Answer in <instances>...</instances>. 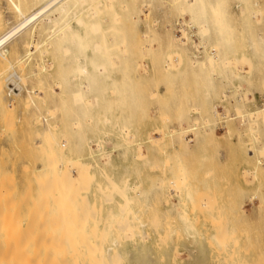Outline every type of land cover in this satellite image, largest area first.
<instances>
[{"label":"rangeland","instance_id":"374dc122","mask_svg":"<svg viewBox=\"0 0 264 264\" xmlns=\"http://www.w3.org/2000/svg\"><path fill=\"white\" fill-rule=\"evenodd\" d=\"M243 2L241 0H226L227 17L233 29V31L231 29L230 33L232 36L230 37L234 39L233 44L230 45L231 47L229 45L226 47L220 46L217 43L219 35L217 36L216 34L218 33L215 31L216 34L212 32L206 37L201 38L196 34V30H194V32L190 33L189 40L185 39V36H181L183 33L179 30L175 31L173 29L169 31L166 28L167 22L175 21L179 17V14L175 8L170 7L162 0H152L148 8L142 6L144 3H138V8L142 9L141 20L136 26L137 28L134 27L132 31L128 32L127 37L129 36V39L135 41L133 52L135 60H138H136L135 66L138 62L140 66L137 65L138 68L129 77L131 80L127 78L122 81L123 83H120L122 92L117 97L120 105L111 114L112 117L120 119V126H107L108 135H102L104 142L102 149L104 153H111L113 165L107 166V170L111 176L120 182V184H123L125 181L132 186L140 183L141 192L139 191V194L135 190L130 191L131 197L134 198V211L140 219L130 220L136 230L135 235L131 238L127 237L125 239L124 237L126 236H119V222H116L118 219L111 220L109 218L112 212H119V204L123 199L119 194H116L113 202L107 203L104 201V196L109 190L105 189L104 193H99L96 189V183L104 181L101 175H97L93 182L88 183L89 185L83 183L84 181H79L80 183L77 182V184L71 186L66 185L68 188L65 187L64 189L68 190V193H63L62 188L64 186H61L62 184L58 185L62 182L61 179L63 177L54 176L57 175V172H52L48 169L47 171H45L46 169L44 170L45 165L47 166L49 162L55 161L57 158L59 161L56 159V164L57 162L61 164V167L60 164L54 165L61 170V173H58V175H62V173L67 175L69 172L74 177H78L77 169L81 164L80 162H77L75 166L72 164V162L74 163V161L79 160L78 157L80 155L76 145L77 138L75 131L70 126L72 117L66 115L63 110H59L55 114L54 121L60 129L53 130L55 132L53 137L48 134L46 136L44 133L46 122L42 120L40 123H34L33 118L37 115V112L33 107L29 106L27 108L29 96L26 88L35 89L37 92L41 91L39 92L40 95L44 96V92L41 89L39 90L35 86V83L32 82L34 81L33 77H29V73L33 72V70L38 72L43 64L40 54L36 52L27 63L19 64L18 68V64H16L15 69H9L8 72L4 73L2 81L5 83V96L3 97L2 94L3 98H1L0 95V100H2L0 101L1 255L17 254L18 251L16 249H20L23 252L20 253L25 255L45 254L49 250L50 254L63 253L72 258H85L82 264H89L86 259L94 255L93 246L99 247L103 242H105V246L112 244L111 239L104 240L103 238L104 232L109 231L112 234L111 237L119 239V243L114 246L112 252L122 255L121 264H264V116H259L257 119L251 118L252 121L248 117L245 122L243 118H239L245 110L256 111L264 108V57L260 56L264 47L255 50L249 47V40L251 38H256L259 35L264 36V1L255 0V2L259 3L256 9L259 6V13L263 12L258 13V16L252 14L251 10L250 14L252 15H250L248 8L247 11H243V9H246L245 3L247 1L243 0ZM122 5L120 3L115 7L119 15L123 14ZM144 7L146 8L144 9ZM247 7L251 9L250 6ZM246 15H250L251 18ZM100 18L105 26L113 24V16L110 13H102ZM15 21L16 18L7 3L4 0H0V31L4 30L8 26V23H14ZM155 21L158 27L155 32L151 33V47L145 46L147 49L148 47L150 48L147 50L144 47L146 38L144 34L147 29L146 22L154 24ZM247 22L250 24H246ZM120 24L124 28L128 27V25L132 27L129 20L124 19ZM115 31V29L109 31L108 36L121 33ZM250 32L253 36H250ZM40 38L43 37L37 34L36 40ZM173 38L181 39L186 44L178 42L172 45ZM28 39H30L29 34L10 46V50L13 53L10 58L13 62L18 55L24 52L22 47L23 40ZM201 42H205V48L201 45ZM199 47L204 48H201L202 52H199ZM33 50L35 51L34 48ZM212 50L213 54H210L209 52H212ZM175 52L181 53L180 59L173 54ZM169 53L172 57H170L171 63L175 65L172 68L171 76L166 74L164 68V60ZM193 54H196L197 57L193 56ZM209 55L214 58V61H210L211 56ZM46 60L47 66H51L50 55H47ZM198 60L205 62L199 63ZM36 63L37 65H35ZM258 63L262 64L259 65ZM3 65L7 66L8 63L0 57V68ZM22 65H24V68ZM13 70H16L25 79L23 82L25 89L22 90L18 97L9 91L6 86L7 82L4 80ZM56 90L57 92L60 91L58 88ZM56 99L58 97L48 95V105L53 104V101ZM10 101L14 104L13 108L11 105H8L11 103ZM43 108L45 109V106ZM180 115L184 117L182 121L180 120ZM231 116L236 117V119L231 120ZM194 122L198 123V134L196 133L197 131L186 132L187 134H183V142L178 140L172 141L169 137L165 138V140H160L158 143H151L148 140L151 134L153 138L160 139L163 131H174L182 127L187 128ZM125 124H127L126 128L130 131V137L127 140L122 137V127ZM204 124V128H201ZM36 131L40 134L43 132L42 136ZM86 133L89 138L95 136L90 130H87ZM63 134L65 139L62 136ZM45 136L46 138H44ZM49 136H51V139ZM53 138L54 142L58 139V146L53 142ZM46 139L48 140L46 141ZM128 140H131L132 144H129ZM139 142L142 144L141 155L137 153L138 146L136 144ZM65 143L66 146L62 150L61 146L65 145ZM46 144L48 148H52V144L54 145L53 148L57 151L54 150V156L50 155V158L55 159H47L49 158V149L51 148L48 149L45 146ZM59 144H61L62 162L57 157L60 155ZM43 147L45 150L47 149V154H45ZM93 147L96 149V146ZM87 152L88 149L85 146L83 154L87 155ZM55 153L59 154L55 157ZM50 154H53V152H50ZM64 157L68 162L70 159L71 161L73 159V161L68 164L65 162ZM259 160H262L263 163L260 164ZM165 161L169 164H165ZM100 162L105 163V159H101ZM74 167L76 168L73 169ZM64 168L65 170L67 169V173L66 171L63 172L62 169ZM6 170L8 173L4 172ZM43 174L49 175L48 178ZM55 177L59 178V180ZM39 179L41 180L40 182L38 181ZM54 179L56 180L54 181ZM182 179L183 181H181ZM6 180L9 182L5 183ZM40 183H43L45 186L41 187ZM55 185L57 186L54 187ZM76 185L81 190H78ZM87 186L88 189H86ZM39 187L42 189L46 188L40 190ZM49 187L53 188H51L52 191H55L56 188V191H53L55 195L53 198L51 197ZM29 189H31V192L28 191L30 192L28 196L27 190ZM169 189L171 192L168 191ZM175 189H178V191H175ZM25 192L26 197L28 196L27 199L24 196ZM42 193L45 195H42ZM74 195L77 198H74ZM22 196L25 198L22 199ZM141 196L142 198H140ZM45 197L48 198L47 200L53 201L51 205L45 204L42 206L46 203L44 201L46 199L42 200L41 198ZM65 198L70 200V202L65 200ZM56 199L58 201L60 199L59 203L61 201L63 203L67 202L61 207L62 210L57 208L59 203ZM8 200L13 201L6 203ZM41 200L44 203L39 205V202H42ZM81 200L83 201L82 203ZM86 201L89 202V206H87L88 202L86 203ZM17 204H20V207ZM33 204L36 205L37 209L34 208L35 205ZM11 205L13 206L11 207ZM69 205L71 209L64 208ZM7 206H9L8 209ZM32 206L37 212L41 207H43L42 209L47 207V214L50 213V215L46 216L50 217L45 218L44 215L38 212V216L35 215V219H37L34 220L31 214V218L35 221H32V223L34 222L33 224L35 225L30 224V212L32 213L34 210H31ZM50 206L51 209H49ZM82 206L85 212H80V209L83 208ZM17 207L19 208L18 210H16ZM92 207L96 211L95 213ZM51 210L56 215L58 214L57 217L61 213L63 215L58 220ZM66 210L68 212H65ZM6 211H9V213H6ZM43 211L41 212L44 213ZM87 212L89 213L87 214ZM91 212L100 218L93 219L92 217L91 219ZM82 213L87 214L86 221L84 219L86 215H83L84 218H82ZM74 214H78L76 215L77 217ZM18 215L17 220L15 217ZM39 215H41V219L45 218L43 220L45 221L44 223L39 220ZM51 215H53L52 219L55 222H53L54 220L51 221ZM71 215L74 218L76 217V220ZM8 216L9 218H7ZM79 217L86 223L83 221V225L81 224L80 226L82 222L78 223L81 220ZM15 219L17 223L14 221ZM38 222L40 226L41 224L46 226L43 228V231H46L44 233L46 237V234H48L50 239H52L51 237L54 239L57 235L58 238H56L58 240L56 242H60L63 238L62 243L58 242L61 246H58V243H56L58 248L61 247V250L55 249L56 246L53 245L55 241L52 244L53 239L45 238L42 234L43 231L40 233L41 230H39L40 226ZM72 222L75 223L72 224ZM154 222L155 225L152 224ZM14 223H16V227ZM27 223L32 228L34 227L32 233ZM59 223L62 224V228L61 226L58 227ZM49 224L54 226L50 228ZM77 225L78 227L80 226L79 228L82 227V230L84 227L83 231L84 233L86 232V235L82 233L81 229L76 228ZM94 225H96L97 229ZM156 225L157 228L155 229ZM25 226L28 228H24ZM17 227L20 229L24 228V231L20 230V233H18L19 229ZM54 228L57 229L55 230ZM50 229H52L51 235ZM67 230L69 231L67 232L68 234L65 232ZM185 230L191 235L187 234ZM13 233L20 234L18 235L20 238H16L15 236L17 235H13ZM38 233L41 234L40 238L42 239L37 238ZM30 234H32L31 238ZM145 234L147 236H144ZM68 235L72 238H69ZM6 237H8V240L12 239L11 242L13 243L11 246L6 243ZM35 237L37 241L41 240L37 244H35L37 242L36 239V242L33 239ZM28 239L30 240L27 241ZM48 239L51 241V246L49 241L46 242ZM222 239H225L224 242ZM42 240L44 243H42ZM47 243L49 244V249ZM86 243L88 245L89 243L94 244H92L93 246L91 244L88 246ZM221 243L223 244L219 245ZM62 244H64V248H62ZM175 246L177 248L176 251L174 250ZM4 248L8 249V254L7 251H2ZM34 248L40 251L34 252ZM10 249L15 251L12 252ZM174 254L177 255L176 258Z\"/></svg>","mask_w":264,"mask_h":264},{"label":"bare ground","instance_id":"6f19581e","mask_svg":"<svg viewBox=\"0 0 264 264\" xmlns=\"http://www.w3.org/2000/svg\"><path fill=\"white\" fill-rule=\"evenodd\" d=\"M4 1L7 3L9 8L11 9L14 17L16 18V21L14 23H8V26L4 30L0 31V57L2 59L6 60V63H8L7 66L3 65L0 68V93H1L0 95H1V98H3L5 96V92H4V84L5 83L2 81V79H3L2 77H3L4 73L8 72L9 69L10 70L15 69L16 64H18L17 65V68H18L19 64L27 63L28 60L33 56V54L38 52L41 56V60H42L43 64L41 65L40 70L38 72H35V70L32 69L33 72L29 73V75H30L29 77H33L34 81H32V82L35 83V86L38 87L39 90L41 89L44 92V96L40 95L39 92H41V91L37 92V90H35V89L31 90L29 88H26L27 94L29 96V98H28L29 101H27V103H28L27 108L29 106L33 107L34 110L37 112V115L34 116V118H33L34 123H40L42 120L46 122V130L44 132L46 134V136L52 135V137H53V135L55 133L54 131L60 129L58 124L54 121L55 114H57V112L59 110H63L66 115L72 117V122L70 123V126L75 131V136L77 138L76 145L78 147V152H80V155L78 157L79 160H76L73 163L72 162L73 159L71 161V159L69 158L70 159L69 162H72V164H74L73 166H75V164L77 162H80V164H81V166L77 165V166H80L77 169L78 177H74L73 175H71L68 171H66L67 169L65 170V168L62 170H63V172L64 171H66V173L68 172L67 175L65 173H62V175L61 174L58 175V173H61L60 172L61 170L59 167H56L57 165L60 164L59 162H57V164H56L57 158L56 159L53 158V159H55V161L49 162L47 166L45 165L44 170L46 169L45 171H47V169H48L52 172H57V175H54V176H56V177L62 176L63 177V178L61 177L62 182H60L58 184V185L62 184L61 186H64L63 188L60 186L63 190V191L61 190L63 193L64 192L68 193V190L64 189L65 187L68 188V186H66V185L71 186L73 184H77V182H79V181H84L83 183H85L87 185L88 183L93 182L97 175H101L104 178V181L103 182H97L96 183V189L99 193L100 192L104 193L105 189L109 190V192L106 193L104 196V201L107 203L113 202L116 194H119L123 199L119 204V212H112L109 215V218H111V220L116 219V218L118 219V221H116V222H119V225H118L119 236H126V237H124L125 239L127 237H130V238L133 237L136 233V230H135V227L131 224L130 220L131 219L138 220L139 217L137 216V213L134 211V208H133L134 198L131 197L130 191L135 190V192H137V194H139L141 192L140 191L141 190L140 183L138 185L132 186L131 184H128L127 181H125L123 184H120V182H118L115 178H113L111 176V174L107 170V166L113 165L111 162V153H107V152L104 153V151L102 149L103 143H104L103 139H102V135H108L107 128H106L107 126H120V119L118 117H112L111 116L113 110L120 105V103L117 99L118 95L122 92L121 88H120V83L123 80H126L127 78H128V80H131V79H129V77H131L133 75L134 71H136V69L138 68V66H140L138 64L139 62L137 63L138 66L137 65L135 66L136 60H137V59L135 60V58H134L135 54L133 52L134 51L133 47L135 45V43H134L135 41H133L132 39H129L130 37L128 36L129 37L128 38L127 34H128V32L132 31L134 29V27L137 28L136 26L138 25V23L141 20L142 9L138 8V3L142 2V3H144V5H142V4L141 5L146 6L148 8L150 6L152 0H4ZM162 1L166 2L170 7L175 8L179 14V17H177V19H175V21H168L167 22L168 24H167L166 28L169 31H171L173 29L175 31L179 30L180 32L183 33V35H181V36H183V37L185 36V39H187V40L190 39L189 35H190V33L194 32V30H196V34H198L201 38L206 37L207 35H209L210 33L215 31L218 34H216L215 32L214 33L217 36L219 35V38L217 39L218 42L217 41L216 42L220 46L223 45L226 47L227 45L230 46L233 44L234 39L231 38L232 36L230 35L232 27H231L229 18L227 17L226 0H162ZM241 1L243 2V0H241ZM244 1H247L248 4L245 3L246 9H243V11H247V8H248L249 9L248 13L250 14V10H251V13L254 14L255 16H258L260 13L264 12V10H263V12L259 13V11H260V9H258L259 6L256 9V6L259 4V3H257L258 1L257 2H255V0H244ZM120 3L123 4L122 5L123 14L122 15H119V12H117L115 10L116 5L120 4ZM247 6H250L251 9ZM146 7H144V9ZM261 8H262V6H261ZM105 12L110 13V15L113 16V24L112 25L105 26L103 21L101 20L100 15L102 13H105ZM143 12H144V10H143ZM242 12H241V14H242ZM248 13L246 12V14H248ZM252 14H250V15H252ZM249 16H247V17H249ZM250 18H251V16H250ZM124 19L129 20L132 24V27H129V25H128V27H125V28L121 27L120 22ZM73 21L75 22V24ZM246 24H250V23L247 22ZM146 27H147V29H146V32L144 34L146 36V38H145V44L146 45L144 44V47L151 45V37H152L151 33L155 32L157 30L158 24L156 21L154 22V24L146 22ZM113 29H115L118 33L119 32H121V33L118 35L114 34V35L109 37L108 32L113 31ZM246 30H247V28H246ZM232 31H233V29H232ZM249 31H251V30H249ZM28 34L30 35V39L23 40L22 47L24 49V52L22 54L18 55L17 57L15 55L16 58H15V61L13 62L10 58V56L13 54L12 51L10 50V46L14 42L18 41L19 39L23 38L24 36H26ZM37 34H38V36L43 37V38L36 40ZM251 35H252V33L250 32V36ZM181 39H182V37H181ZM181 39L178 40V39L173 38L172 45H174V43H178V42L181 44H186V42L182 41ZM183 40H184V38H183ZM204 43L201 42V45H203L205 48ZM249 47L253 50L260 48V47L263 48L264 47V36L259 35L256 38L255 37L251 38L249 40ZM33 48L35 49V51L33 50ZM145 48L147 49V47H145ZM201 48L204 49L203 47H199V49H200L199 52H202ZM148 49H150V48L148 47ZM149 52H151V51H149ZM175 53H173V54L178 56V58L180 59L181 53L180 52H177L176 54ZM209 53L213 54V50H212V52L210 51ZM47 55L51 56V66H47L48 64H46ZM174 55H172V56H174ZM193 56L197 57L196 54H193ZM209 56H211V55H209ZM260 56L264 57V50H262V52L260 53ZM170 57H171V54L169 53V55H167V58L164 60V68H165L166 74L168 76L172 75V68L175 67L174 64L172 65V63H171L172 57L171 58ZM210 59H211L210 61H214V58L212 56ZM179 61H181V60H179ZM203 62H205V61H199V63H203ZM177 64L179 65V63H177ZM260 64H262V63H260ZM35 65H37V63ZM22 66L24 68V65H22ZM23 68H21V69H23ZM16 70H13L9 75H7V77H5L4 80L7 82L6 86L8 87L9 91L11 93H14L18 97L20 95V93L22 92V90L25 89V85L23 83L25 81V79ZM18 70H20V69H18ZM23 71H24V69H23ZM29 82H31V81H29ZM127 85H128V82H127ZM127 85H126V87H127ZM123 86H122V88H123ZM57 88H58V90L60 89L59 92H57V90H56ZM2 94H3V97H2ZM33 94H35V95H33ZM48 95L56 96V97H58V99L54 100L53 104L48 105V102H47V96ZM26 99H27V97H26ZM0 101H2V100H0ZM8 105L9 106L11 105L12 108L14 107V104L12 102ZM43 106H45V109L43 108ZM241 114L242 115L239 116V118H243L244 122L247 121L248 117L250 118V120H251V118L257 119L259 116H264V108L263 109L260 108L256 111H246L245 110ZM32 117H33V115H32ZM231 117H232V118H230L231 120L236 119V117H234V116H231ZM183 118H184L183 115H180L181 121ZM51 120H53V121H51ZM204 126H205V124L202 125L201 128H204ZM126 127H127V124H125L122 127V137L127 140V138L130 137L129 136L130 131ZM67 129H68V126H67ZM87 130L92 131L95 136L92 138L91 137L89 138L87 136V133H86ZM191 131L192 132L197 131L196 133L198 134V132H199L198 123L194 122L193 124L189 125V127H187V128L182 127L180 129L174 130V131L173 130H168V131L165 130L161 133L162 136L160 139L153 138L151 136L152 135L151 134V135H149L150 137L148 140L151 143H158V142H160V140H165V138L169 137V138H171L172 141L178 140L180 142H183V137H184L183 134H185L186 132L187 133L191 132ZM52 132H53V134H52ZM38 134H40V133H38ZM42 134H43V132H41L40 135L42 136ZM197 134H195V135L197 136ZM36 136H38V135H36ZM46 136L44 138H46ZM57 136H58V134L56 135V138H57ZM62 136H63V138L65 137L64 134ZM254 137H255V135H254ZM49 138L51 139V136H49ZM48 139H46V141ZM254 139H257V138H254ZM43 140H45V139H43ZM52 140L54 142V138ZM57 140L58 139H56L54 143H56L58 146L59 142H57ZM128 141H129V144H132L131 140H128ZM45 143H48V142H45ZM66 143H65V145L61 146L62 150L65 148ZM61 144H59L60 155L57 156L59 153H57V154L55 153V157L57 156L60 160H61V154H62L61 148H60ZM136 145L138 146V152L137 153H139V155H141L142 144L139 142ZM37 146H38V144H37ZM45 146L48 148L47 144ZM85 146H87V149H88L87 155L83 154ZM93 146H96V149H94ZM40 147H41V145H40ZM53 147H54V145L52 144V148L51 147H49L51 149L48 148L49 149V156H48L49 158H47V159L53 160L50 158L51 157L50 155L54 156V152H55L54 150H56ZM56 148L58 149V147H56ZM43 149H44V147H43ZM46 150L44 149L45 154L48 153V152H46ZM37 151H38V149H37ZM50 152L51 153L53 152V154H50ZM65 154H66V152L63 155L65 156ZM64 159H65V157H64ZM76 159H77V157H76ZM87 159H89V160L87 161ZM101 159H105V163H101L100 162ZM61 162H62V160H61ZM65 162H67L69 164V162L66 159H65ZM259 163L262 164L263 161L259 160ZM55 164H56V166H54ZM165 164H169V163H166V161H165ZM60 167H61V164H60ZM75 168L76 167H74L73 169H75ZM21 169H23V168H21ZM2 172H3V170H2ZM4 172H7V170ZM52 174H54V173H52ZM33 175H34V173H33ZM43 175L46 178H48V176H49L47 174L46 175L43 174ZM11 178H13V177L11 176ZM56 179L59 180V178H56ZM56 179H54V181ZM177 179H179V178H177ZM4 180H2V181H4ZM126 180H128V179H126ZM38 181L40 182L41 180L39 179ZM181 181H183V179ZM6 182H9V181L6 180L5 183ZM45 183H46V181H45ZM50 183H51V181H50ZM172 183H173V181H172ZM177 183H179V182H177ZM52 184H51V186H52ZM171 185H173V184H171ZM5 186H7V185H5ZM43 186H45V185L42 183L41 187H43ZM56 186L57 185H55L54 187H56ZM83 186H85V185H83ZM3 187H4V185H3ZM8 187H9V185H8ZM41 187H39L40 190L42 189ZM9 188H11V187H9ZM44 188H46V187H44ZM49 188L51 191L50 192L51 197L53 198V196H55L54 192L56 191V188H55V191L53 190L54 192L51 190L52 187H49ZM76 188L78 189L77 185H76ZM86 189H88V186ZM30 190L31 189L27 190L28 196H29V193L31 192ZM78 190H81V189L79 188ZM176 190L178 191V189H175V191ZM28 191H30V192H28ZM59 191H58V193H59ZM69 191H70V188H69ZM168 191H170V189ZM0 192H1V190H0ZM45 194H46V192H45ZM45 194L42 193V195H45ZM62 194H61V196H62ZM47 195H48V193H47ZM24 196L26 197V192H25ZM24 196H22L23 197L22 199L25 198ZM66 196H67V194H66ZM5 197H6V195H5ZM27 197H26V199H27ZM38 197H39V195H38ZM42 197H44V196H42ZM64 197H65V195H64ZM36 198H37V196H36ZM68 198H70V197H68ZM74 198H77V197H75V195H74ZM140 198H142V196ZM8 199H10V198H8ZM41 199L47 200L48 198L45 197V198H41ZM62 199H64V198H62ZM82 199L84 200V198H82ZM46 200H44L46 203H44V201H42V202H39V205H42L43 203L44 204L42 206H44L45 204L51 205V203L53 202L50 199L47 201ZM56 200L58 201V199H56ZM65 200H68V199L65 198ZM11 201H13V200H11ZM11 201L8 200V202H6V203H10ZM16 201H18V200H16ZM59 201H60V199H59ZM59 201H58V203H59ZM61 202L59 204L57 203L59 205L57 208H59L60 210H62L61 207H63L67 203V202L66 203H63V202L61 203ZM68 202H70V200H68ZM82 202L83 201L81 200V203ZM87 202L88 201H86V203ZM20 203H22V202L20 201ZM32 203H33V201H32ZM34 203H35V201H34ZM88 204H89V202L87 203V206H89ZM2 205H3V202H2ZM6 205H4V206L6 207ZM33 205H35V204H33ZM39 205L37 204V206H39ZM12 206L13 205H11V207ZM17 206L20 207V204H17ZM18 207L16 208V210L19 209ZM70 207L71 206L69 205L68 207L66 206L64 208L69 209ZM84 207H85V203H84ZM84 207L82 209H80V212L84 211L83 210ZM8 208H9V206H7V209ZM31 208H32L31 210H33L34 208L37 209L36 205L34 206V208H33V206ZM42 208L43 207L38 209V212L41 213L42 215H44L45 218L48 217V216H46V215H50V213L47 214L48 208L45 207V209L47 208L46 211H45V209H42ZM1 209L3 210V208H1ZM7 209H5V210H7ZM49 209H51V206ZM73 209H74V207H73ZM31 210H29V211H31ZM92 210H93V207H92ZM41 211H43L44 213H42ZM51 211H53V210H51ZM89 211H91V210H89ZM36 212H37V210H35V209L32 211V213L30 212V221H29L30 224L32 223V221L37 219V218L35 219V215L38 216L37 215L38 212L37 213ZM65 212H68V211L66 210ZM77 212H79V211H77ZM95 212L96 211H94V213ZM6 213H9V211H6ZM88 213L89 212H87V214ZM31 214H32V218L34 220L31 218ZM53 214H55V212ZM78 214H76V215H78ZM87 214L82 213V218H84L83 215H86L85 216L86 218H84L85 221L87 219ZM7 215H9V214H7ZM22 215H24V214H22ZM61 215H63V214L61 213L60 216ZM76 215L74 214V216H76ZM91 215H90L91 219H92V217H93V219H99L100 218L96 214L93 215L92 212H91ZM14 216H15V214H14ZM14 216H13V219H14ZM40 216L41 215H39V217ZM51 216H52L51 217V219H52L53 215H51ZM57 216H58V214L56 215L55 218H58V220H59L60 216L59 217H57ZM18 217H19V215L15 218H17V220H18ZM44 217H43V219H41L42 217H40V219H39L43 223L45 222V221H43V220H45ZM71 217H73V216L71 215ZM7 218H9V216ZM28 218H29V216H28ZM79 218L81 219V217H79ZM53 220L54 219H52L51 221H53ZM81 220L78 221V223L82 222V223H80V226H81V224L83 225V223L85 222L83 219H81ZM14 221L16 222V219ZM47 221H49V220H47ZM53 222H55V220ZM60 222H61V220H60ZM94 222H95V220H94ZM16 223H14V226ZM33 223H32V225H35ZM73 223H75V222H72V224ZM45 224H47V223H45ZM51 224H52V222H51ZM51 224H49L50 228L55 225L54 223H53L54 225H51ZM64 224H67V223H64ZM152 224L155 225V222ZM42 225L43 224H41V226H40V223H39V226H40L39 230H41L40 233L43 231V228L45 226V225H43V226ZM61 225L62 224L59 223L58 227ZM162 225H163V223H162ZM26 226L24 228H28ZM30 226L31 225H29V228L31 230L30 229L29 230L32 233L34 227L32 228V226L31 227ZM94 226L96 228V225H94ZM19 227H21V226H19ZM66 227L68 228V226H66ZM77 227H78V225L76 226V228ZM24 228L23 229L18 228L19 229L18 233H20V230L23 232ZM57 228H54V229L56 230ZM61 228H62V226H61ZM156 228H157V225L155 226V229ZM9 229H11V228H9ZM80 229L82 230V227L79 228V230ZM96 229H94V230H96ZM12 230H14V229H12ZM51 230L52 229H50V235L52 233ZM83 230H84V227H83ZM83 230H82V233L84 235H86L85 234L86 232L84 233ZM26 231H27V229H26ZM45 232L46 231H43L42 234L44 235ZM53 232H54V230H53ZM65 232L67 233L69 231L67 230ZM102 232H103V230H102ZM178 232H179V230H178ZM40 233L37 234V238L39 237V239H42V238H40V236H41ZM179 233H181V232H179ZM188 233L189 232H187V234ZM60 234H61V232H60ZM70 234H71V230H70ZM13 235H17L15 237L18 239L20 238L18 236L20 234H14L13 233ZM23 235H25V234H23ZM23 235L21 236L22 239H23ZM30 235H31L30 236V238H31L32 234H30ZM46 235H47V237L45 235H44V237L49 238L48 234H46ZM69 235H68V237H69ZM111 235H112L111 232L106 231V232H104V237L102 236L104 238V240L111 239L112 244L109 246H105L104 245L105 242H103L99 247H96V245L93 246L92 244H94V243H92V244L89 243V245L91 244L94 247L93 248L94 255H92L90 258L86 259V261H88L89 264H121L122 263V255H120L119 253H116V252L115 253L112 252L114 249V246H116L119 243V239L117 237H111ZM177 235H178V233H177ZM62 236H63V233H62ZM144 236H147V235L145 234ZM163 236H165V235H163ZM25 237H27V236H25ZM54 237H55V235H54ZM56 237H57V235H56ZM56 237L54 238L55 240L53 239V237H51L53 240L50 238L49 239L52 240V244H53V241H55L53 244L54 246H56L55 249L61 250V247L58 248L56 245V243L59 242V241L56 242V240H58L57 239L58 237L57 238ZM141 237H142V235H141ZM12 238L14 239V237H12ZM69 238H72V237H69ZM169 238H170V236H169ZM26 239H24V240H26ZM33 239L35 241L36 237ZM49 239L46 240V242L49 241V244H50L51 241ZM5 240H6L7 244H10V246L13 243V242H11L12 239L8 240V237H6ZM21 240H19V241L22 242ZM29 240L30 239H28L27 241H29ZM62 240H63V238L61 239V241L59 243H62ZM224 240L225 239H222L223 242H224ZM36 241H37V239H36ZM40 241L38 240L35 244H37ZM44 241H45V239H44ZM44 241L42 243H44ZM67 241H68V239H67ZM74 241H76V240H74ZM74 241H72V242L76 243ZM220 241H221V239H220ZM24 242H26V241H24ZM80 242H82V241H80ZM59 243H58V246L59 245L61 246V244H59ZM49 244L47 243L48 249H49ZM68 244H69V242H68ZM222 244L223 243H221L219 245H222ZM21 246H22V244H21ZM50 246H51V244H50ZM63 246H64V244H62V248H64ZM176 246L174 249L175 251L177 249ZM71 247H73V246H71ZM35 248H34V252L40 251V250L39 251L35 250ZM69 249H71V248H69ZM7 250L5 248L2 249L3 252H5ZM13 251H15V250H13ZM16 251H18V253L16 252L17 254H8V251H7L8 255H6V254L1 255L2 252L0 250V264H82L83 259L85 260V258H82V257L72 258L71 256H69L67 254H63V253H55V254L52 253V254H50L49 250H48V252L46 251L45 254H37L36 253L35 255L34 254L33 255L21 254L20 252H22V251L20 249H16ZM76 252H78V251H76ZM27 253H29V252H27ZM176 256L177 255H175V258H176Z\"/></svg>","mask_w":264,"mask_h":264}]
</instances>
